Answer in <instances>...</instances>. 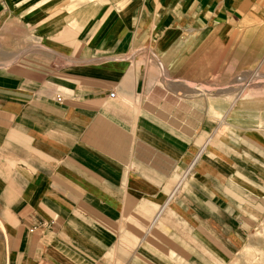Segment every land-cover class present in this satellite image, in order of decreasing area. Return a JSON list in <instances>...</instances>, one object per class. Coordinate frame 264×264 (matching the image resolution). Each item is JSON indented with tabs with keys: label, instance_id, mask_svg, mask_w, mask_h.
Segmentation results:
<instances>
[{
	"label": "crops",
	"instance_id": "obj_1",
	"mask_svg": "<svg viewBox=\"0 0 264 264\" xmlns=\"http://www.w3.org/2000/svg\"><path fill=\"white\" fill-rule=\"evenodd\" d=\"M258 62L264 0H0V264H253Z\"/></svg>",
	"mask_w": 264,
	"mask_h": 264
},
{
	"label": "rangeland",
	"instance_id": "obj_2",
	"mask_svg": "<svg viewBox=\"0 0 264 264\" xmlns=\"http://www.w3.org/2000/svg\"><path fill=\"white\" fill-rule=\"evenodd\" d=\"M241 52L242 50H238V55ZM262 58L260 59V61L262 60ZM254 59H256V57H254ZM245 60L246 58L240 57V55L237 58L238 62H244ZM233 61H235L234 57ZM249 69V72H239L231 82L227 83V108L231 107V102L233 101V99L238 98V103L237 105L233 106L234 108L244 112L246 111L258 113L264 119V62H258ZM255 74H258L259 78H257ZM242 80L250 82V84H248V86L246 87L239 86ZM241 255H244L245 257L247 256L248 258L253 257V255H258L256 256V259H254L253 264H264V252H261L259 254H252L251 251L244 250Z\"/></svg>",
	"mask_w": 264,
	"mask_h": 264
},
{
	"label": "bare ground",
	"instance_id": "obj_3",
	"mask_svg": "<svg viewBox=\"0 0 264 264\" xmlns=\"http://www.w3.org/2000/svg\"><path fill=\"white\" fill-rule=\"evenodd\" d=\"M249 83H250V82H249ZM234 101H235V100H234ZM234 101H233V102H234ZM233 105H234V104H233Z\"/></svg>",
	"mask_w": 264,
	"mask_h": 264
},
{
	"label": "built area",
	"instance_id": "obj_4",
	"mask_svg": "<svg viewBox=\"0 0 264 264\" xmlns=\"http://www.w3.org/2000/svg\"><path fill=\"white\" fill-rule=\"evenodd\" d=\"M111 96H113V94H111Z\"/></svg>",
	"mask_w": 264,
	"mask_h": 264
}]
</instances>
